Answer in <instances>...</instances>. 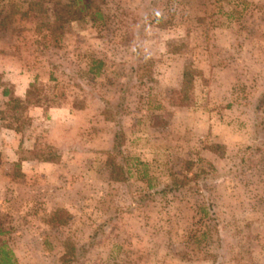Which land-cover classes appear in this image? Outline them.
Segmentation results:
<instances>
[{
    "label": "rangeland",
    "instance_id": "374dc122",
    "mask_svg": "<svg viewBox=\"0 0 264 264\" xmlns=\"http://www.w3.org/2000/svg\"><path fill=\"white\" fill-rule=\"evenodd\" d=\"M30 1L38 3L33 16L23 20L16 11L17 34L0 29L1 46L11 48L0 55V71L43 60L70 66L75 73H64L60 87L76 105L88 103L93 119L78 113L68 122L62 145L75 149L60 173L70 184L9 183L4 175L18 172L9 162L14 154L0 151V226L7 230L0 239L13 264H58L68 242H91L78 264H264V153L249 158L245 150L253 143L250 109L264 89V0H93L101 16L87 32L91 40L101 35L104 50L97 75L87 71L97 63L93 53L47 49L42 58L22 57L21 47L30 50L41 36L35 26L54 24L55 10L74 4L0 0V7ZM149 11L171 17V25H145ZM167 39L179 52H167ZM184 65L199 71L194 104L176 107L171 90ZM121 94L123 113L101 119L98 98L117 103ZM119 127L125 163L112 151ZM55 129L30 122L22 136L57 143ZM109 160L129 171L128 180H115ZM166 187L175 191L159 193ZM59 208L67 210L58 214L62 223L51 217Z\"/></svg>",
    "mask_w": 264,
    "mask_h": 264
},
{
    "label": "trees",
    "instance_id": "16d2710c",
    "mask_svg": "<svg viewBox=\"0 0 264 264\" xmlns=\"http://www.w3.org/2000/svg\"><path fill=\"white\" fill-rule=\"evenodd\" d=\"M93 0H74V4L67 3L62 4L61 8L55 10V18L56 22L52 25H36L34 30L38 32H42L38 36L32 39L29 46L34 52H27L25 49L21 47L22 57H26L25 53L28 55L31 53L34 57L39 55V58L44 57V53L49 46L59 45L62 34L64 31V25L66 22L70 20L77 19H85L88 18L95 22L100 16V8L95 7ZM42 3V1H41ZM37 2L30 1L23 5H19L18 8L15 7L13 10H4L0 7V29L2 30H10L13 35L17 34L16 28V11L21 13V19L30 18L33 16V7L37 5ZM43 5V4H42ZM44 6V5H43ZM49 8V6H44ZM76 7V8H75ZM171 17L165 18L162 15H157L153 11H149L144 16V24L145 25H154L160 29H166L171 25ZM165 46H167V52H179L180 47H171V41L167 39L165 42ZM30 49V50H31ZM36 50V51H35ZM4 53L2 49H0V55ZM30 57V56H29ZM31 58V57H30ZM39 59H36L38 61ZM153 60L149 59L148 62L151 63ZM147 63V62H146ZM145 66V63L138 64L137 69ZM53 68L56 66L53 65ZM101 65L93 64L91 69L93 71L98 72ZM199 71L195 70V68L184 65L182 72L180 74V86L178 89L172 88L171 90V98L173 99V105L176 107H189L193 106V88H194V79L198 75ZM141 81V80H139ZM130 87V86H129ZM66 88V87H65ZM68 89V88H67ZM128 88L125 87L120 89L123 94L127 92ZM69 92L65 91L62 87H60L59 80L54 78L52 75L50 76V81L47 83H42L37 80L31 82L26 90L24 98H19L15 96H11L10 99L5 103V105L0 108V127L9 128L16 132L22 133L23 129L26 125L30 123V119L26 114L27 109L30 106H42L44 108H48L55 105H62L65 101L68 100ZM119 101L113 102L107 100L105 98L99 97L98 100L102 106L101 114L103 115L106 121L117 120L115 117L116 114L123 113L122 111V100H124V95H120L118 97ZM76 107H83L84 104L76 105L75 100H71ZM252 113V128H253V143L247 145L246 151L249 152V156L251 157L257 155L259 153H264V89L259 93V96L256 100V103L250 109ZM124 134L119 127L114 135H113V143H112V151L117 157L120 159V162H126L125 156L121 150L122 140ZM21 150V149H20ZM18 160L29 158V159H38V160H46V161H57L59 159V153H57L51 147H41L40 143L36 146L34 150L29 151L28 153L24 150L19 151ZM110 162V160H109ZM116 168L117 176H115V180H128L129 171L122 168L121 163L115 164L114 162H110ZM13 166L18 170L16 176H19V163L18 161L13 162ZM13 175V177H16ZM172 187H166L159 190V193H167L172 191ZM146 194H138V197L142 198ZM147 195H152L147 192ZM57 212L51 214L53 220H59L60 223L62 219V215H58L60 212L67 211L63 209H57ZM68 213V212H66ZM69 214V213H68ZM64 224V223H63ZM104 230H102L103 232ZM7 233V230L1 228L0 226V237ZM97 230H94L93 235L96 236ZM220 244H221V234L219 233ZM218 238V239H219ZM2 239V238H1ZM0 239V240H1ZM91 245V242L88 246L85 245H76L73 242H68L64 245V252L61 254L59 258L58 264H78L80 260H82L88 249ZM179 254V253H177ZM216 258V257H215ZM180 259H183L181 256ZM0 264H13V256L12 252L7 248L6 243L1 240L0 242Z\"/></svg>",
    "mask_w": 264,
    "mask_h": 264
},
{
    "label": "crops",
    "instance_id": "0c3cea01",
    "mask_svg": "<svg viewBox=\"0 0 264 264\" xmlns=\"http://www.w3.org/2000/svg\"><path fill=\"white\" fill-rule=\"evenodd\" d=\"M103 20L105 19L103 18ZM81 22L83 24V27H85L83 28L84 32L83 30L81 31V29L75 30L76 25H79V23ZM100 23H102V21ZM94 24L97 25L98 22H93L88 18L82 20H70L69 22H66L59 45L49 46L48 50L52 49L63 53L66 52V54L70 56L76 55L77 53L80 54V51L83 53V55L93 53L94 58L97 60L96 64L101 65V67L99 68L98 72L93 71L91 67H88L87 71L88 73L94 75L100 74L103 70L102 64H104V60L101 58V54L104 51L101 47V35L98 34L97 38L91 40V35L93 34L87 32L89 29L96 26ZM87 36H89V38ZM67 37H75V41L73 40L74 43L71 44V41L69 42V40H67ZM0 49L4 51V53L2 54H10V47H2L0 44ZM8 50L9 52H7ZM25 51L34 52L33 49ZM11 59L13 61H16V59L12 56ZM59 63L60 61L54 62V64L57 65L55 68H53V64L49 61L43 60L42 62L38 63L33 61V65L28 64V66L14 69L11 68L9 70H5V72L0 71V98L4 103H6L11 96L24 98L29 84L34 80L42 83H47L50 81L51 75L59 80L64 73H75V69L71 68L70 66L67 67L63 64L61 67V64ZM88 105L89 104L87 103L86 105L84 104L83 107H76L71 101L70 97H68V100L65 101L62 105H55L48 108H44L42 106H30L27 109L26 114L31 123L44 122L56 127L54 132L58 133L55 136L57 139V143H55L53 138H51L52 140L45 144L44 142H41V140L35 135H28L23 138L22 135L24 131L22 133H19L9 128L0 127V151L6 152V150H10L11 153L14 154V156L9 158V162L13 164V162L18 161L19 163V178L16 179V177L7 174L4 175V178L9 183L19 184L27 183L29 181V178L31 177L42 182L43 185L46 184V181H52L53 184H55L56 182L70 184L71 182L68 181V175L65 173L61 174L60 171H63V168L65 166L69 167L70 162L68 161V159H65V154L66 152H73L75 148H70V146H65L62 144L67 140L69 131L71 129V127L68 126V122L75 119L78 113H83L84 116L87 115V122H90L93 119L91 112H89L90 110ZM101 119L106 121L102 114ZM52 137H54V135ZM39 143L41 147H51L52 149H54L57 153H59V159L55 162L29 158L18 160L19 151L21 152V150H24L28 153L29 151L34 150ZM65 180H67L68 182Z\"/></svg>",
    "mask_w": 264,
    "mask_h": 264
}]
</instances>
